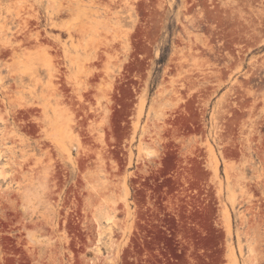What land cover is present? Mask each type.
Returning <instances> with one entry per match:
<instances>
[{
	"label": "rangeland",
	"instance_id": "rangeland-1",
	"mask_svg": "<svg viewBox=\"0 0 264 264\" xmlns=\"http://www.w3.org/2000/svg\"><path fill=\"white\" fill-rule=\"evenodd\" d=\"M19 17L45 45L0 56V264H264V0H0V36Z\"/></svg>",
	"mask_w": 264,
	"mask_h": 264
},
{
	"label": "bare ground",
	"instance_id": "bare-ground-1",
	"mask_svg": "<svg viewBox=\"0 0 264 264\" xmlns=\"http://www.w3.org/2000/svg\"><path fill=\"white\" fill-rule=\"evenodd\" d=\"M239 2V1H238ZM252 2V1H251ZM250 2V3H251ZM249 3V4H250ZM244 4V3H243ZM239 5V4H238ZM237 5V6H238ZM241 6H243V5H241ZM245 6V5H244ZM249 6V5H248ZM247 6V7H248ZM239 7V6H238ZM251 7V6H250ZM256 7V6H255ZM249 8V7H248ZM63 9V7H60L59 8V11H61ZM238 9V8H237ZM28 10V9H27ZM109 10V9H108ZM250 10V9H249ZM257 10V9H256ZM30 11V10H29ZM112 11V10H111ZM241 11V10H240ZM251 11V10H250ZM254 11V10H253ZM27 12V11H26ZM242 12V11H241ZM244 12V11H243ZM28 13V12H27ZM30 13V12H29ZM240 13V12H239ZM256 13H258L259 14V10H258V12H256ZM19 14V13H18ZM241 14H243V13H241ZM245 14V13H244ZM110 15V14H109ZM246 16V15H245ZM255 16V15H254ZM260 16H262V19H263V15H260ZM36 17V16H35ZM243 17V16H242ZM256 17V16H255ZM239 18H241V16L239 17ZM245 18V17H244ZM243 18V19H244ZM261 18V17H260ZM19 19L21 20L22 18H20L19 17ZM37 19V18H36ZM19 20V21H20ZM23 20V21H22ZM21 21L22 22H24V24L23 23H21V21H20V23L21 24H23V26L21 25V31H23V33L21 34L19 31H17V32H19L21 35H16V34H14L12 37H10V38H8V37H6L5 36V38H3L2 36H0V56L2 57V56H9V54L11 55V54H13V53H16L17 54V52H18V47L19 46H21V44H23V45H25L26 47H27V45L28 44H31V45H33V44H35L36 46H41L44 42H45V40H44V38H42L43 36L41 35V31H36V36H34L33 35V33H32V31H34L35 29H34V24L35 23H33L32 22V20L33 19H29V18H23ZM53 20V19H52ZM242 20V19H241ZM259 20V19H258ZM37 21V20H36ZM54 21V20H53ZM238 21V20H237ZM53 23V22H52ZM38 24V23H37ZM237 24H240L238 27H240L241 29V31L245 34V33H247L249 36H251V34L250 33H252V36H253V34L256 32H258L259 30H258V28L260 29L261 27H262V24H263V22L261 21V22H256V20L254 19V18H252L251 17V19H245V21L243 22V20H242V22L240 21L239 23L237 22ZM61 25V24H60ZM261 25V26H260ZM56 26H58V25H56ZM56 26H54V24H53V27H56ZM64 26V25H63ZM61 27V26H59V27H61L62 29H66V28H64V27ZM70 27V26H69ZM19 28V29H20ZM5 29H7V28H5ZM60 29V28H59ZM68 29V30H67ZM67 29H66V31H70L71 33H72V31H71V28L69 29L68 27H67ZM37 30V29H36ZM65 31V32H66ZM16 32V33H17ZM254 32V33H253ZM260 32V31H259ZM19 33H17V34H19ZM70 33V35H72ZM68 34V33H67ZM73 34H75V33H73ZM254 35H258V33L257 34H254ZM74 36V35H73ZM76 36V35H75ZM244 38V37H243ZM252 38V37H251ZM246 39V38H245ZM253 39V38H252ZM243 40V39H242ZM241 40V41H242ZM246 40H248V39H246ZM255 40V39H254ZM78 41H80V40H78ZM16 42V44L18 43H20L19 44V46H17L16 44H14ZM49 42V41H48ZM47 42V43H48ZM28 43V44H27ZM46 43V44H47ZM82 43V42H81ZM49 44H50V42H49ZM115 44V43H114ZM113 44V45H114ZM23 45L21 46V47H23ZM34 45V46H35ZM44 45H45V43H44ZM52 45H53V43H52ZM84 45V43L82 44V46ZM117 45V44H116ZM23 47L22 49H28V48H26V47ZM55 46V45H54ZM81 46V45H80ZM110 46H112V44L110 45ZM30 47H32V46H30ZM29 47V48H30ZM51 47V46H50ZM109 47V46H108ZM19 49H20V47H19ZM108 49V48H107ZM110 49V48H109ZM117 49V48H116ZM115 48L113 49V50H116ZM112 50V49H111ZM232 57V56H231ZM12 58H13V56H12ZM7 60V59H6ZM234 61V60H233ZM254 62V61H253ZM256 63V62H255ZM252 65V64H251ZM254 65H256V64H254ZM262 65V64H261ZM230 66V65H229ZM257 66V65H256ZM259 68H260V66H259ZM252 70H253V68H251ZM253 72H254V70H253ZM256 73V72H255ZM252 74H254V73H252ZM59 81V80H58ZM248 82V81H247ZM55 83V82H54ZM57 83V82H56ZM249 84V83H248ZM243 86V85H242ZM248 86V85H247ZM247 86L245 85V87L247 88ZM60 87V86H59ZM62 87V86H61ZM249 87V86H248ZM244 89V88H243ZM244 91V90H243ZM59 92V91H58ZM8 93V92H7ZM236 93V92H235ZM246 94L248 93V92H245ZM9 94V93H8ZM7 94V95H8ZM241 94V93H240ZM239 94V95H240ZM53 95V94H52ZM242 95V94H241ZM248 95V94H247ZM250 95V94H249ZM11 98V97H10ZM247 98V97H246ZM254 99V98H253ZM239 100V99H238ZM243 100V99H242ZM244 101L245 100H243V103H244ZM257 101V100H256ZM251 104V103H250ZM4 106V105H3ZM245 106V105H244ZM248 106V105H247ZM251 106V105H250ZM253 106L255 107V105L253 104ZM0 107H2V106H0ZM246 107V106H245ZM3 108V107H2ZM247 108V107H246ZM4 109H6V108H4ZM3 109V110H4ZM1 111H3L2 109H0ZM63 109L61 108V111H62ZM37 111V110H36ZM4 112V111H3ZM29 195V194H28ZM27 195V196H28ZM29 197V196H28ZM28 197H26V199H28ZM29 199H31L30 197H29ZM25 201V200H24ZM27 201V200H26ZM25 201V202H26ZM29 202V201H28ZM25 208H26V204H25V206H24ZM27 209V208H26Z\"/></svg>",
	"mask_w": 264,
	"mask_h": 264
}]
</instances>
